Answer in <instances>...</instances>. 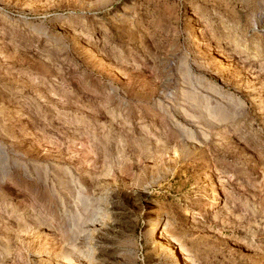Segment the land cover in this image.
Masks as SVG:
<instances>
[{"label":"rangeland","instance_id":"1","mask_svg":"<svg viewBox=\"0 0 264 264\" xmlns=\"http://www.w3.org/2000/svg\"><path fill=\"white\" fill-rule=\"evenodd\" d=\"M0 264H264V0H0Z\"/></svg>","mask_w":264,"mask_h":264},{"label":"bare ground","instance_id":"2","mask_svg":"<svg viewBox=\"0 0 264 264\" xmlns=\"http://www.w3.org/2000/svg\"><path fill=\"white\" fill-rule=\"evenodd\" d=\"M155 222V221H154ZM153 223V222H152ZM153 225V224H152ZM160 227H158V224H157V222H155V225H154V230L156 229L157 230V232H159V239H162L163 240V238H164V235H165V233H163V231H160L161 229H159ZM170 250H171V248H170ZM173 250V249H172ZM174 252V251H173Z\"/></svg>","mask_w":264,"mask_h":264}]
</instances>
